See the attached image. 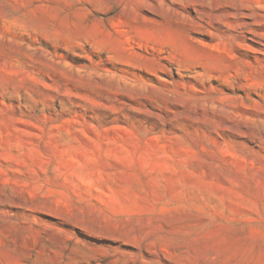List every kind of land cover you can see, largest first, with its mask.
Here are the masks:
<instances>
[{
  "label": "rangeland",
  "instance_id": "obj_1",
  "mask_svg": "<svg viewBox=\"0 0 264 264\" xmlns=\"http://www.w3.org/2000/svg\"><path fill=\"white\" fill-rule=\"evenodd\" d=\"M0 264H264V0H0Z\"/></svg>",
  "mask_w": 264,
  "mask_h": 264
}]
</instances>
